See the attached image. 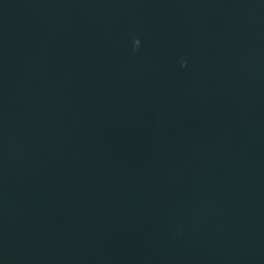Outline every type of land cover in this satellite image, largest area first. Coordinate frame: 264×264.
Returning a JSON list of instances; mask_svg holds the SVG:
<instances>
[{"label":"water","instance_id":"obj_1","mask_svg":"<svg viewBox=\"0 0 264 264\" xmlns=\"http://www.w3.org/2000/svg\"><path fill=\"white\" fill-rule=\"evenodd\" d=\"M0 264H264V0H0Z\"/></svg>","mask_w":264,"mask_h":264},{"label":"clouds","instance_id":"obj_2","mask_svg":"<svg viewBox=\"0 0 264 264\" xmlns=\"http://www.w3.org/2000/svg\"><path fill=\"white\" fill-rule=\"evenodd\" d=\"M139 44H140V40H139V38H138V37L133 38V47H134V49H135L136 47H138ZM185 63H186V61H183V60L181 61V65H182V66H184Z\"/></svg>","mask_w":264,"mask_h":264}]
</instances>
